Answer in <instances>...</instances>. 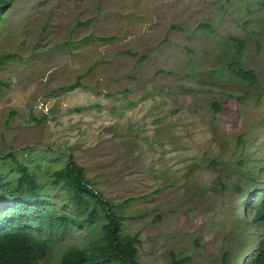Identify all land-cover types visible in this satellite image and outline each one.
<instances>
[{
  "label": "rangeland",
  "instance_id": "1",
  "mask_svg": "<svg viewBox=\"0 0 264 264\" xmlns=\"http://www.w3.org/2000/svg\"><path fill=\"white\" fill-rule=\"evenodd\" d=\"M10 2L0 159L44 163L49 148L63 164L72 154L113 205L127 200L116 211L140 240V264H171L172 253L244 264L264 188V0ZM232 58L254 85L225 69ZM79 75L81 86L54 92ZM55 201L63 210V195ZM89 237L66 233L39 264Z\"/></svg>",
  "mask_w": 264,
  "mask_h": 264
},
{
  "label": "trees",
  "instance_id": "2",
  "mask_svg": "<svg viewBox=\"0 0 264 264\" xmlns=\"http://www.w3.org/2000/svg\"><path fill=\"white\" fill-rule=\"evenodd\" d=\"M10 3V0H0V25L6 19ZM100 39L109 41L111 38ZM232 40L240 44L239 49L243 47L242 40ZM8 57L0 56V66ZM225 69L251 85L257 81L255 72L245 68L238 58H232ZM82 77L79 75L74 83L60 86L54 92L81 86ZM212 108L219 111L220 103L213 102ZM45 151L51 152L49 148ZM48 154L42 156L44 163L17 159L13 154L7 156L12 158L11 161L7 157L0 159V264H39L47 256L49 247L75 229L90 232L87 245H70L56 264H140V240L123 232L124 217L116 211V207L125 205L127 200L113 205L85 177L84 167L72 154L63 164L58 163L59 157L48 160ZM39 173L45 176L41 178ZM48 183V189L63 195L64 203L60 206L63 210L57 208L58 194H48ZM260 192L261 197L257 199L258 205L249 222L251 233L258 234V239L255 240L256 248L245 253L244 264H264V188ZM227 256V253L223 255V264ZM188 259H177L172 253L171 264H186Z\"/></svg>",
  "mask_w": 264,
  "mask_h": 264
}]
</instances>
